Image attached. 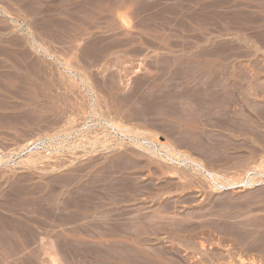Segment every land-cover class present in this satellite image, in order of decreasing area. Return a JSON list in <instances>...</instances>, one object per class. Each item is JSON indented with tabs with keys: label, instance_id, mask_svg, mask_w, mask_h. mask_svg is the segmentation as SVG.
<instances>
[{
	"label": "rangeland",
	"instance_id": "1",
	"mask_svg": "<svg viewBox=\"0 0 264 264\" xmlns=\"http://www.w3.org/2000/svg\"><path fill=\"white\" fill-rule=\"evenodd\" d=\"M28 1L0 0V18L25 19L15 29L49 48L34 53L47 57L51 74L41 94L26 95L32 107L15 100L24 122L0 127V264H243L241 256H256L236 239L239 230L264 239V145L255 138L264 119L248 102L264 88V0ZM226 87L247 91L214 94L228 96ZM224 117L251 127L227 131L216 125ZM182 136L210 149L200 157L193 148L222 181H257L216 188L132 139L177 147Z\"/></svg>",
	"mask_w": 264,
	"mask_h": 264
},
{
	"label": "bare ground",
	"instance_id": "2",
	"mask_svg": "<svg viewBox=\"0 0 264 264\" xmlns=\"http://www.w3.org/2000/svg\"><path fill=\"white\" fill-rule=\"evenodd\" d=\"M23 1V0H22ZM224 1V0H223ZM28 2H30V0L28 1ZM225 2H227L226 0H225ZM220 3V2H219ZM238 3V2H237ZM241 3V5H245V3H242V2H240ZM239 3V4H240ZM261 3H264V1L263 2H261ZM29 4V3H28ZM28 4H27V6H26V4H25V8L28 10V11H30L32 8V5H30V7L28 6ZM32 4V3H31ZM214 5V4H213ZM250 5H251V3H250ZM23 6V5H22ZM238 6V5H237ZM247 6V5H246ZM1 5H0V10H1ZM36 7V6H35ZM208 7H210V6H208ZM242 7V6H241ZM240 8V7H239ZM4 10L6 11V12H8V9H6L5 7H4ZM14 10V9H13ZM240 10V9H239ZM238 12H240V11H238ZM238 12H236V13H238ZM243 12V11H242ZM241 13V12H240ZM240 13L239 14H237V15H240ZM18 15H19V13H18ZM255 15V14H254ZM16 17H18V16H16ZM254 17V16H253ZM18 18H20V17H18ZM23 18V17H22ZM255 18V17H254ZM31 18H27L26 20H30ZM256 19V18H255ZM12 21L14 22V24L16 23H19V25H24V24H26V22H25V19H22V22H20L21 21V19L19 20V19H16V18H14V20L12 19ZM28 21H27V23H28ZM31 21V20H30ZM23 22H25V23H23ZM2 23V22H1ZM1 23H0V25H1ZM30 23V22H29ZM256 23V22H255ZM259 23V22H258ZM26 26V25H25ZM16 27H18V26H16ZM25 30H26V28H24ZM23 29V30H24ZM264 31V30H263ZM260 32H262V31H260ZM28 33V32H27ZM35 33V32H34ZM262 34H264L263 32L260 34V36L262 35ZM259 36V37H260ZM19 37V36H18ZM262 37H264V35L262 36ZM256 38H258L257 36H256ZM32 39H34L33 38V36H32ZM36 39V38H35ZM264 39V38H263ZM263 39H261L262 41H263ZM260 40V39H259ZM36 42H37V40H35ZM15 42V41H14ZM34 43V46L36 47V49L37 50H39V51H47L48 52V49H47V47H45L43 44H41V43H39V46H36L37 44H35V42H33ZM19 46H21L20 44H19ZM23 47V46H22ZM230 47V46H229ZM27 49V48H26ZM56 49V48H55ZM94 49V48H93ZM98 49V48H97ZM96 49V50H97ZM95 50V49H94ZM93 50V51H94ZM92 51V50H91ZM211 51H215L214 49L213 50H211ZM91 53H94V52H91ZM95 54V53H94ZM94 54H92V57L93 58H95L96 56L94 55ZM48 56H50V57H53V55H51L50 53H48L47 54ZM95 56V57H94ZM164 64V63H163ZM255 64V63H254ZM72 72H73V70H72ZM72 72L70 71V73L72 74ZM226 73V72H225ZM73 75V74H72ZM75 75H77V73H75ZM241 76H243V75H241ZM247 76V75H246ZM249 76V75H248ZM228 77V76H227ZM243 77H245V75L243 76ZM258 77V76H257ZM260 78V77H259ZM251 79V78H250ZM200 83H198V85H199ZM232 88H234V86L232 87ZM232 88H229V89H227V87L226 88H222V89H227V91H231L232 92V94H231V92H227V93H229L228 94V96H226V95H224V94H219L218 92L219 91H221V89L219 90L218 89V92H215L214 94H217V95H220V96H222V98H224V99H229V96H234L235 94V92H234V90H238L237 92H241L240 91V88L238 89V88H236V89H232ZM262 88H263V86H262ZM241 89H244V88H241ZM248 89V88H247ZM258 89V88H257ZM257 89L255 90V92L257 91ZM245 90H246V88H245ZM245 90H243V91H245ZM242 91V92H243ZM247 91V90H246ZM258 92V93H257ZM256 93L258 94L257 95V97L258 96H260L259 98L260 99H258V98H256L255 100H253L254 98V96L253 95H255L254 93L252 94V101H251V99L250 100H248V102L249 103H251V102H253V105H255V104H257L258 106H259V114L262 116V118L264 119V99H263V97H264V88L263 89H260V87H259V90L257 91ZM252 93V92H251ZM231 94V95H230ZM234 94V95H233ZM243 94V93H242ZM246 93H244V95H245ZM250 94V93H249ZM216 95V96H217ZM192 96H194V95H192ZM249 96V95H248ZM251 97V96H250ZM256 97V96H255ZM262 97V98H261ZM245 98H249V97H245ZM198 99V98H197ZM218 99V98H217ZM194 100V99H193ZM231 100V99H230ZM197 104H198V101H197ZM256 105V106H257ZM201 106V104L200 105H198V107H200ZM215 106V105H214ZM257 106V107H258ZM216 107V106H215ZM251 107H253V106H251ZM254 108V107H253ZM223 110V109H222ZM247 110V109H246ZM168 111L171 113V114H175V115H177V114H179L180 113V110H178L177 108L175 109L174 107H170L169 109H168ZM196 114H199L200 112H202L203 111V108H196ZM244 111V110H243ZM251 111V110H250ZM256 111H258V108L256 109ZM199 112V113H198ZM241 112V111H240ZM245 112V111H244ZM254 112V111H253ZM206 113H208V110H207V112ZM242 113V112H241ZM248 113V112H247ZM205 114V113H204ZM245 114H246V112H245ZM258 114V115H259ZM200 115V114H199ZM244 115V114H243ZM251 115V114H250ZM256 115V114H255ZM252 116H254V115H252ZM242 117V116H241ZM247 117V116H246ZM260 117V116H259ZM258 117V118H259ZM249 118V117H248ZM237 119V118H236ZM238 119H241V118H238ZM238 119L237 120H233L232 119V117L230 118V117H224V118H220L217 122V126H219L220 128H224V129H226L227 130V128H229L230 126L232 127V124H234V128H235V123H237V122H239V124L242 122H240V121H238ZM209 120V119H208ZM249 120V119H248ZM255 121H256V119H254ZM258 121H259V119H257ZM260 120H261V118H260ZM15 121V120H14ZM13 121V122H14ZM112 120H107V121H105L108 125H109V127H111L114 131H116L117 133H120L122 136H125V135H127L128 133H129V130L128 129H125V128H121L118 124H116V123H114V122H111ZM253 121V120H252ZM258 121H257V124H259L258 123ZM209 122V121H208ZM248 122H251L250 120L248 121ZM247 121L245 122V123H248ZM261 122V121H260ZM243 124H244V128H246L247 126L245 125V123L244 122H242ZM253 123V122H252ZM239 124H237L236 126H239V129H241V126L239 125ZM242 124V125H243ZM261 125H263L264 126V121H263V124H261ZM246 126V127H245ZM251 126H249V128H250ZM256 127H258V126H256ZM255 127V128H256ZM249 128L247 127L246 129H248L249 130ZM254 128V129H255ZM246 129H244V130H246ZM225 130V131H226ZM232 130V129H231ZM234 130V129H233ZM236 130V129H235ZM252 129H250V131H251ZM255 130H257V128L255 129ZM227 131H229V130H227ZM243 131V130H242ZM262 131H264V130H262ZM236 132H238V131H236ZM244 132V131H243ZM242 132V133H243ZM254 133H253V135L255 134V133H258V132H255V131H253ZM231 133H232V131H231ZM230 133V134H231ZM241 133V134H242ZM245 133V132H244ZM244 133H243V135H244ZM248 133V132H247ZM261 133V132H260ZM172 133H170V135H171ZM174 134V133H173ZM173 134L171 135V136H173ZM249 134V133H248ZM252 134V133H251ZM239 135H240V133H239ZM262 135V134H261ZM259 135L258 137H257V134L255 135V138L256 139H259V140H261V141H259L261 144H263L264 145V135ZM160 136V135H159ZM160 138V137H159ZM175 138V137H174ZM133 140H134V142H135V144L138 146V147H140V148H143V149H146V150H148L149 152H150V154H155V155H157V156H159L160 158H167L168 160H172V162H174V164H179L180 166H184V167H191V169L193 168L194 170H196V171H198V172H201V174L202 175H204L205 177H207L209 180H211L212 181V183H213V185L216 187V188H221V187H224V186H226V185H236V184H238V183H243V184H253L255 181H257L256 179H250V178H248L247 180L244 178V179H242L240 182H235V181H230V180H226V181H222L223 179H224V176H222V175H220L218 172H216L215 170H213L212 169V165H209L208 163H207V161L203 158V159H198L196 156H195V154H194V152H196V151H194V149L193 148H195V149H198L199 150V153H198V155L200 156L201 155V153H202V155L204 156V157H206L205 156V154H207V152L208 151H210V149H208V147L206 146V145H201V144H199V143H197V144H194V143H192L191 144V146L190 145H187V143L185 142V137L184 136H182V137H180V138H178L179 139V141H181V143L178 141V139L176 140L177 142H179L180 144H176L177 145V147L176 146H173V145H171L168 141H160V143H157V142H155V141H153V140H150L148 137H136V138H132ZM173 139V138H172ZM255 140V139H254ZM174 141V140H173ZM184 141V142H183ZM175 142V141H174ZM181 144H182V147L184 146V147H186L187 146V148H188V150L187 149H185V151H183V150H180V149H178V145H179V147L181 146ZM186 145V146H185ZM35 148V147H34ZM31 151H33L34 152V150H33V148H32V150ZM36 152V151H35ZM33 155V154H32ZM34 156H35V154H34ZM39 156V155H38ZM37 156V157H38ZM203 156H200V157H203ZM37 157H35L36 159H40V158H37ZM40 157V156H39ZM34 158V159H35ZM222 158V157H221ZM221 158H219L218 160H221ZM33 159V158H32ZM32 159H30V160H32ZM123 161H124V159H123ZM133 161V163H134V165L136 164V162L138 161V159L137 158H134V160H132ZM225 161V160H224ZM124 162H129V159H126V161H124ZM218 162V161H217ZM221 162V161H220ZM211 164H213V162L211 163ZM133 165V166H134ZM136 166V165H135ZM175 166V165H174ZM177 167V166H176ZM175 167V168H176ZM214 167V166H213ZM135 170L137 169L136 167H133ZM190 169V168H189ZM222 179V180H221ZM144 187H149V189L151 190V188H150V186H144ZM143 187V188H144ZM112 190V189H111ZM113 190H114V192H116V190L113 188ZM155 189L153 188V191H154ZM149 191V190H148ZM152 191V192H153ZM150 192V191H149ZM169 229V228H168ZM238 232V230H235V232ZM235 232H233V234H234V237H236V234H237V232H236V234H235ZM241 231L239 230V234L237 235V238L238 239H236V238H234V240L236 239V242H237V240H240V242H241V244L243 243V245L245 244L246 246H244L243 248H244V253H245V251H252V250H256V252H258V249L260 250V252H259V254H257L256 252H251V254L252 253H254L253 255H256V256H241L240 257V262L241 263H243V264H245V262H252V263H257V264H261L260 262H262V263H264V239L262 238H260L259 240H257L258 238H256V240L254 239V240H252V238L255 236V232H254V234H253V237L251 238L250 237V235L248 236V234L246 235L245 234V232L242 234V233H240ZM243 232V231H242ZM171 233V232H170ZM257 234V233H256ZM259 234H261L260 233V231H259ZM252 235V234H251ZM256 236H258V235H256ZM255 236V237H256ZM261 236H262V234H261ZM259 237V236H258ZM215 238V237H214ZM230 241H232V240H230ZM237 244H238V242H237ZM240 244V245H241ZM201 245H203V243L201 244ZM240 245H238V246H240ZM237 247V246H236ZM201 249V248H200ZM241 251H242V249H240ZM248 252V253H249ZM247 253V252H246ZM216 254V253H215ZM239 254V253H238ZM250 254V253H249ZM241 255V254H240ZM240 255H238V256H240ZM246 255V254H245ZM133 257H136V256H133ZM139 257V256H138ZM217 257V256H216ZM219 257V256H218ZM214 258H215V256H214ZM224 258V257H223ZM132 260V259H131ZM134 260V259H133ZM139 260V259H138ZM29 261H30V259H29ZM220 261H221V259H220ZM219 262V261H218ZM232 262V261H231ZM250 264V263H249Z\"/></svg>",
	"mask_w": 264,
	"mask_h": 264
},
{
	"label": "crops",
	"instance_id": "3",
	"mask_svg": "<svg viewBox=\"0 0 264 264\" xmlns=\"http://www.w3.org/2000/svg\"><path fill=\"white\" fill-rule=\"evenodd\" d=\"M0 23V127H15L26 118L17 101L27 102L28 93L41 94L42 81L45 83L51 73L47 57L34 53L27 31L15 29L13 21L0 18ZM26 105L32 107V103Z\"/></svg>",
	"mask_w": 264,
	"mask_h": 264
}]
</instances>
